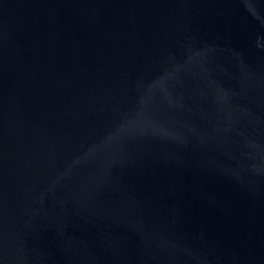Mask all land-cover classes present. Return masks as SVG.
<instances>
[{
    "label": "water",
    "instance_id": "95a60500",
    "mask_svg": "<svg viewBox=\"0 0 264 264\" xmlns=\"http://www.w3.org/2000/svg\"><path fill=\"white\" fill-rule=\"evenodd\" d=\"M0 264H264V0H0Z\"/></svg>",
    "mask_w": 264,
    "mask_h": 264
}]
</instances>
